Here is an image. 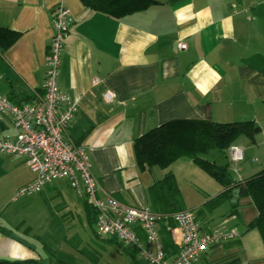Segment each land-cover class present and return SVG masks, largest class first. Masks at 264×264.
<instances>
[{
	"label": "crops",
	"instance_id": "0c3cea01",
	"mask_svg": "<svg viewBox=\"0 0 264 264\" xmlns=\"http://www.w3.org/2000/svg\"><path fill=\"white\" fill-rule=\"evenodd\" d=\"M58 3L69 11L58 85L77 104L65 138L85 147L98 194L154 211L148 189L172 173L182 210L194 213L200 231L220 227L237 233L205 250L195 264H264L261 236L250 226L257 216L250 197L218 199L224 187L189 158L166 168H141L134 152L137 137L170 120H251L260 131L253 142H235L244 160L231 176L241 180L264 167V0H160L120 18L80 0H0V27L17 33L0 52V95L16 104L33 102L41 92ZM178 41L186 47L176 48ZM16 134L11 116L4 115L0 136ZM206 156L228 162L227 153L216 149ZM33 177L23 156L0 153V197L5 203L26 198L9 211L0 207V227L7 231H0V258L42 261L43 251L44 264H99L109 251L128 264H147L136 246L95 233V210L67 179L13 199ZM128 225L144 247L151 246L138 223ZM156 226L171 259L180 229L171 217Z\"/></svg>",
	"mask_w": 264,
	"mask_h": 264
},
{
	"label": "built area",
	"instance_id": "2783aa9c",
	"mask_svg": "<svg viewBox=\"0 0 264 264\" xmlns=\"http://www.w3.org/2000/svg\"><path fill=\"white\" fill-rule=\"evenodd\" d=\"M68 9L61 3L52 8V33L45 57L44 82L33 102L16 104L0 95V120L9 114L17 130L14 138L0 136V153L23 156L33 173L31 181L22 184L13 199L41 191L42 186L54 179H67L70 186L83 193L96 212L95 233L119 242L134 245L147 264H195L211 246L233 239L234 229L220 227L200 231L194 213L180 210L170 215L181 232L177 253L168 259L162 248L157 223L167 215L149 208L130 207L120 203L111 194H98L100 184L92 174L85 147L65 138L67 127L77 111L75 99L58 85V74L63 41L68 33ZM183 42L176 48L184 49ZM96 82V80H95ZM104 99H112L111 92ZM230 169L239 173L244 160L243 149L231 144L226 149ZM138 223L150 247H144L128 223Z\"/></svg>",
	"mask_w": 264,
	"mask_h": 264
},
{
	"label": "trees",
	"instance_id": "16d2710c",
	"mask_svg": "<svg viewBox=\"0 0 264 264\" xmlns=\"http://www.w3.org/2000/svg\"><path fill=\"white\" fill-rule=\"evenodd\" d=\"M80 1L92 10L116 18L160 2V0ZM16 38L17 33L0 27V52L9 47ZM8 100L16 103L11 98ZM259 131V126L251 120L231 123H218L210 118L170 120L137 137L134 140V152L141 168L145 165L166 168L179 158H189L224 187L218 199L230 198L234 189H238L239 196L250 197L257 209V216L250 226L258 230L264 245V167L241 180H235L231 176L229 162L210 159L206 156L210 149L226 152L227 147L235 144L239 137H245L253 142ZM148 194L156 212L170 217L172 213L182 210V197L172 173H167L157 180L148 189ZM232 207L234 208L235 204H232ZM0 231L7 233L2 227ZM0 264L44 263L34 259L0 258Z\"/></svg>",
	"mask_w": 264,
	"mask_h": 264
},
{
	"label": "rangeland",
	"instance_id": "374dc122",
	"mask_svg": "<svg viewBox=\"0 0 264 264\" xmlns=\"http://www.w3.org/2000/svg\"><path fill=\"white\" fill-rule=\"evenodd\" d=\"M26 198H19L16 201H12L9 200V202L5 203L4 200L0 197V203H4L3 206H0L2 208L6 207V211L11 210L12 208H14L15 206L21 204V202L23 200H25ZM116 245V243H114ZM117 246V245H116ZM41 253V252H40ZM59 257L62 259V253H59ZM40 258L42 259V261H48V255L47 253H44L42 251ZM39 259V258H38ZM46 259V260H45ZM89 263V262H88ZM54 264V263H52ZM99 264H128L127 261L125 259H123L121 256L117 255V254H112L111 252H106L104 254V260L102 262H100Z\"/></svg>",
	"mask_w": 264,
	"mask_h": 264
},
{
	"label": "water",
	"instance_id": "95a60500",
	"mask_svg": "<svg viewBox=\"0 0 264 264\" xmlns=\"http://www.w3.org/2000/svg\"><path fill=\"white\" fill-rule=\"evenodd\" d=\"M237 196H238V189H234L233 190V202L236 201Z\"/></svg>",
	"mask_w": 264,
	"mask_h": 264
}]
</instances>
